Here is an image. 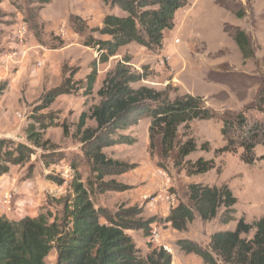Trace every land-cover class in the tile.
<instances>
[{
    "label": "rangeland",
    "instance_id": "rangeland-1",
    "mask_svg": "<svg viewBox=\"0 0 264 264\" xmlns=\"http://www.w3.org/2000/svg\"><path fill=\"white\" fill-rule=\"evenodd\" d=\"M43 1L4 0L0 4V140L9 141L11 148L22 145L33 151L17 165L0 158V199L5 191L14 197L13 213L1 217L18 222L43 214L50 223H62L63 200L70 195L71 182L79 176L80 182L91 188L95 209L122 220L155 217L172 250L173 264H198L199 259L180 252L177 239L206 247L211 234L233 231L240 218L250 224L264 217V146L255 147L252 166L241 162V148L221 151L225 146L223 120H233L241 113L247 120L264 125V111L249 109L264 90V0H219L223 6L216 0H192L175 13L174 26L164 32L160 50L149 51L131 43L120 47L107 63L97 64L96 82L88 95L85 78L98 54L83 43L89 37L107 39L94 30L101 27L105 15L123 17L125 13L109 9L100 0ZM237 12L242 14L241 19L236 18ZM24 24L26 32L21 35L19 29ZM235 28L249 38L251 57L244 59L228 35L227 31ZM125 58L133 71L145 74L143 80L132 85L134 89L144 86L166 90L171 99L185 94L199 96L214 119L189 124L186 133L196 141L197 151L175 165L174 156L161 157L157 146L150 155V119L141 117L136 125L120 131L134 139V144L103 150L109 158L137 167L99 180L91 170V161L81 151L76 124L83 113L89 116V110L98 104L96 93L107 72ZM71 76L72 93L57 96L47 109L39 110V97ZM30 124L42 138L39 147L28 141L24 131ZM86 127H95L94 121L88 119ZM183 132L180 127L178 137L182 141ZM206 142L209 150L201 151ZM199 158L213 160L215 167L205 174L187 176L185 163ZM46 161L54 163L47 166ZM72 163L77 164L75 170ZM3 168L8 169L4 174ZM191 184L226 185L236 198L234 220L219 224L217 218L203 222L194 215L187 231H174L164 222V216L178 204L188 205L187 189ZM167 196H173V205L165 200ZM154 200L158 202L156 212L150 210ZM131 209L141 213L131 216L127 213ZM101 223L105 224V219ZM126 233L132 235L141 256L154 249L141 230ZM56 261V250L52 249L45 264ZM217 264L222 263L218 260Z\"/></svg>",
    "mask_w": 264,
    "mask_h": 264
},
{
    "label": "trees",
    "instance_id": "trees-1",
    "mask_svg": "<svg viewBox=\"0 0 264 264\" xmlns=\"http://www.w3.org/2000/svg\"><path fill=\"white\" fill-rule=\"evenodd\" d=\"M4 0H0V4ZM109 9L118 8L125 16L107 14L101 27L94 31L107 39L86 38L83 45L96 50L98 58L91 63V71L85 78L87 95L92 93L97 77V64H105L120 47L135 43L149 51L160 50L164 32L172 30L175 13L192 0H100ZM48 4V0L42 2ZM216 3L223 6L219 0ZM236 18L243 16L237 12ZM75 31H81L76 29ZM244 59L253 55L249 38L240 29L227 31ZM129 59L117 62L107 72L97 91L98 104L84 113L76 124V135L82 153L91 161V170L102 180L106 176L122 175L137 166L109 158L104 149L118 145H132L135 140L120 134L137 124L141 117L150 119L148 128L149 152L157 146L160 156H174V164L181 165L184 158L197 151L196 141L188 135L193 121L214 119L213 113L199 96L185 94L171 99L166 90L156 91L147 87L134 89L133 84L143 80L145 74L133 71ZM72 76L38 99V109H47L62 94L72 93ZM249 109L264 111V90ZM91 119L95 127H86ZM38 125L40 122L36 121ZM182 127L183 139L178 137ZM28 141L39 147L42 141L35 132L34 124L25 128ZM221 136L225 142L222 152H235L241 148V162L252 166L254 149L264 146V125L247 120L238 114L233 120H223ZM7 140H0V158L7 164L23 163L33 151L22 145L10 147ZM208 151L206 142L200 147ZM264 159V158H261ZM56 160H60L59 158ZM55 161V160H53ZM46 161V165L53 164ZM213 160L197 159L186 162L187 176L205 174L214 168ZM75 170L77 164L72 163ZM8 171L2 169V174ZM70 185V195L63 200V222H49L40 214L35 218L25 217L18 222L0 217V264H45L52 249L56 250V264H173L172 256L162 249L154 248L145 257L141 256L133 239L126 233L141 230L148 236L149 227L157 222L155 217L138 220H122L107 212L95 209L87 189L79 176ZM123 188V186H120ZM188 205L178 204L169 211L164 222L176 232H185L194 220V215L203 222L217 218L219 224L234 220L236 198L226 186L210 187L191 184L187 189ZM223 209L218 215L219 210ZM131 216L141 213L128 210ZM101 219L106 223L102 224ZM251 234V237H250ZM179 251L198 257L203 264H264V217L246 223L243 218L236 222L233 231H217L210 235L206 247L188 239L175 241Z\"/></svg>",
    "mask_w": 264,
    "mask_h": 264
},
{
    "label": "built area",
    "instance_id": "built-area-1",
    "mask_svg": "<svg viewBox=\"0 0 264 264\" xmlns=\"http://www.w3.org/2000/svg\"><path fill=\"white\" fill-rule=\"evenodd\" d=\"M25 32H26V26L24 24L20 27L19 34L23 35ZM165 200L169 204L173 205L174 202L173 196H167ZM13 202H14V197L12 192L5 191L2 193L0 199V212L2 214H0V217L1 216L8 217L13 213ZM157 209H158V202L157 200H154L150 204V210L152 212H156ZM147 237H148V242L151 244L152 247L157 249H162L166 253L171 254L172 250L170 246L167 243H165L163 234L161 233V229L157 222L150 225Z\"/></svg>",
    "mask_w": 264,
    "mask_h": 264
},
{
    "label": "crops",
    "instance_id": "crops-1",
    "mask_svg": "<svg viewBox=\"0 0 264 264\" xmlns=\"http://www.w3.org/2000/svg\"><path fill=\"white\" fill-rule=\"evenodd\" d=\"M166 217V216H164ZM131 238H132V235L130 233H127ZM133 239V238H132ZM134 241V240H133ZM188 257H192V255H187ZM189 260V259H188ZM198 264L202 263V261L200 259L197 260Z\"/></svg>",
    "mask_w": 264,
    "mask_h": 264
}]
</instances>
